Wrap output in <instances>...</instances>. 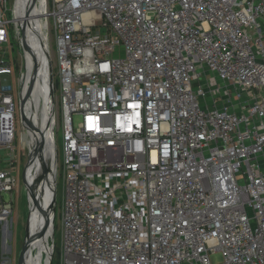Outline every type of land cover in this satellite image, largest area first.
<instances>
[{
    "label": "built area",
    "instance_id": "built-area-1",
    "mask_svg": "<svg viewBox=\"0 0 264 264\" xmlns=\"http://www.w3.org/2000/svg\"><path fill=\"white\" fill-rule=\"evenodd\" d=\"M5 4L0 236L12 215L17 136L2 46L8 27L21 31ZM40 6L25 27L29 20L49 55L63 182L59 264H213L214 252L216 264H264V0ZM0 264H12L1 248Z\"/></svg>",
    "mask_w": 264,
    "mask_h": 264
},
{
    "label": "bare ground",
    "instance_id": "bare-ground-1",
    "mask_svg": "<svg viewBox=\"0 0 264 264\" xmlns=\"http://www.w3.org/2000/svg\"><path fill=\"white\" fill-rule=\"evenodd\" d=\"M16 1H14V5ZM43 1L37 0L36 7L40 8L39 5ZM28 4L29 0H18L20 14L18 15L17 10L13 12L14 21L21 26L24 35L25 66L20 93L23 98L28 96L22 106V113L29 133V154L33 156L35 152L39 151L41 143L44 146L40 155L35 156L28 165L31 218L28 225L30 246L25 257V264H51L52 247L51 245L43 247L48 236L52 235L50 234L52 232L50 210L56 183V153L51 137V105L48 94L50 92V77L47 78L46 70L47 66L50 73L49 55L46 45L41 44L42 46H40L29 31L30 28L25 27V17L23 16ZM32 25L37 31L41 30L40 24Z\"/></svg>",
    "mask_w": 264,
    "mask_h": 264
},
{
    "label": "rangeland",
    "instance_id": "rangeland-1",
    "mask_svg": "<svg viewBox=\"0 0 264 264\" xmlns=\"http://www.w3.org/2000/svg\"><path fill=\"white\" fill-rule=\"evenodd\" d=\"M6 0L4 12V17L10 18L14 10L17 12L19 11L18 0ZM41 4V3H40ZM40 6V5H39ZM20 13L18 12V15ZM96 29V28H95ZM9 30V40L8 43L2 46V49L6 51V57L13 69V75L7 76L3 75V78H6L8 81L11 80L13 86V95L16 104V127H17V136H16V145L14 151V159L16 160L15 169H14V176L16 179V185L14 191L11 196L12 200V215L7 222L4 229L1 231L0 236V248L5 258H8L12 264H17L19 252L23 243V239L25 236V230L27 226V219H28V206L30 208L31 213V199H30V191H29V169L27 167L26 172L24 173L27 161L29 159V148H28V141H29V133L27 131V127L25 124V120L23 125L20 120L19 114V103H18V90L19 85L21 89V83L24 78V66H25V54L24 48L21 47L20 44V37L18 34L15 33L13 27H8ZM101 33H104L105 30L100 29ZM54 47H51L50 51V65L54 64ZM123 55V51L121 48H118L117 51L113 54L114 57H121ZM47 70V78L50 77L49 69L46 66ZM50 87V86H49ZM55 89L57 90V77L55 78ZM50 97V92H48ZM57 95V91L55 92ZM50 102V100H49ZM23 112V109H22ZM23 114V113H22ZM24 117V116H23ZM74 123L79 121V116H73ZM52 130V127H51ZM51 137L54 140V133L51 131ZM54 143V142H53ZM55 143L57 149V159L59 162L61 161V132L59 130L55 131ZM54 149V148H53ZM55 152V149H54ZM5 160L7 158L5 157ZM59 172V175H58ZM57 172L56 167V179H55V193L56 199L54 204V217L52 218V232L47 238V241L44 242V246H50L51 239L54 237V255H53V264H59V256H60V245H61V234H60V221H59V208L61 203V193H62V177H61V169ZM28 190V191H27ZM10 198L9 195L3 194V199L8 200ZM31 218V214H30ZM45 248V247H44ZM43 248V252L45 250ZM53 249V248H52ZM51 259V262H52ZM210 260L213 264H216L220 261L219 253H212L210 255Z\"/></svg>",
    "mask_w": 264,
    "mask_h": 264
},
{
    "label": "water",
    "instance_id": "water-1",
    "mask_svg": "<svg viewBox=\"0 0 264 264\" xmlns=\"http://www.w3.org/2000/svg\"><path fill=\"white\" fill-rule=\"evenodd\" d=\"M36 2H37V0H29L28 8H27V10L25 12V18L26 19H29L32 16V14L35 13ZM27 26H28V28L31 29V25H30V21L29 20H27ZM33 32L36 35V37L38 38V43L40 44V46H42L41 45L40 38H39V34L36 31H34V30H33ZM23 36L24 35L22 33V28H21V31H20V43H21V45L24 48V45H23L24 37ZM49 86H50V88H49V90H50L49 100H50V105H51V112H50V114H51V121H52V133H54V114H55V110H54V96H53V88H52L51 80L49 81ZM27 96H25L20 101V104H19V114H20V120H21L22 125H23V122H24V117H23V114H22V106H23L24 102L26 101ZM43 146H44V144L41 143L40 150L37 151L38 153L35 152L33 156L31 154H29V159L27 161V164H26L24 173L26 172L27 167L30 164V162L32 161V159H34V157L37 156L38 154L40 155V152L42 151ZM55 199H56V193L54 191L53 192L52 199H51V210H50V214L52 215V218L54 217V204H55ZM28 210H29V213H28V219H27V226H26V230H25V236H24L23 243H22V246H21V249H20V252H19L17 264H25V257H26V254L28 252L29 246H30L29 233H28V225H29V220H30V214L31 213H30L29 206H28Z\"/></svg>",
    "mask_w": 264,
    "mask_h": 264
}]
</instances>
